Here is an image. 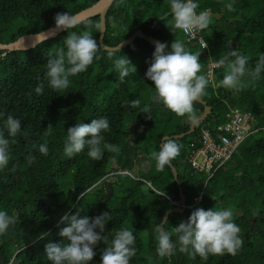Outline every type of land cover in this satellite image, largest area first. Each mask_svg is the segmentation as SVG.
Wrapping results in <instances>:
<instances>
[{"label": "trees", "instance_id": "trees-1", "mask_svg": "<svg viewBox=\"0 0 264 264\" xmlns=\"http://www.w3.org/2000/svg\"><path fill=\"white\" fill-rule=\"evenodd\" d=\"M97 1L0 0V44L43 32L54 26L57 13L76 14ZM226 2L229 0H198L197 12L207 10L211 17L209 27L202 32L207 47L202 48L187 42L181 31L170 30L167 0H113L106 12L102 44L115 47L135 32L151 40L136 37L117 51L136 70L124 82L108 58L110 51L99 48V58L85 72L70 77L67 89H49L43 80L44 64L58 44L62 46L65 31L28 50H0V110L19 119L26 133L18 134L16 143L10 144L9 164L0 170V209L18 217L0 235V264H51L44 245L62 241L57 235L64 227L60 217L77 209L89 217L108 213L106 235L121 227L133 232L137 252L130 264H264V72L254 83L244 78L235 91L219 86L226 68L213 67L211 79L207 77L210 83L199 98L204 104L193 102L195 119L177 116L162 104L153 103L152 82L144 78L154 42L170 45L174 39L181 40L190 52H200L199 74L206 73L209 62L215 63L233 50L247 56L249 66L254 67L258 54L264 53V0H230L232 11L224 7ZM99 24L100 15L96 14L70 31L89 32L98 42ZM41 83L43 92L37 95L34 89ZM137 98L140 106L131 108L129 101ZM146 106L151 118L143 113ZM205 107H209V113L199 122ZM231 109L250 114V134L208 178L193 169L188 154L200 147L201 131L213 132L226 121ZM101 116L108 118L110 126L103 133L104 141L118 151H105L101 160L89 158L87 149L72 158L65 157L62 149L67 128ZM49 124L53 134L45 136ZM165 138L173 139L180 152L159 170L151 154L159 150ZM45 141L49 149L46 156L32 148V144ZM29 155L35 157L31 164ZM142 162L147 163L145 171ZM171 168L176 171V180ZM114 177L117 180L111 184L112 195L103 211L99 204ZM178 185L185 209L167 215L165 230L174 232V227L197 207L231 208L243 239L236 255H209L204 261L199 256L190 259L177 250L168 257L157 256L154 229L174 208L171 201H180ZM41 232L50 235L39 240ZM171 238L175 242L176 236ZM103 248V243L94 248L95 264H99Z\"/></svg>", "mask_w": 264, "mask_h": 264}, {"label": "clouds", "instance_id": "clouds-1", "mask_svg": "<svg viewBox=\"0 0 264 264\" xmlns=\"http://www.w3.org/2000/svg\"><path fill=\"white\" fill-rule=\"evenodd\" d=\"M171 14L170 30H179L191 33L204 30L209 27L211 17L207 10L197 12L198 0H167ZM224 7L232 11L233 3L226 2ZM80 21L75 14L68 12L57 13L54 16L55 31L63 30L67 34L62 38V46L54 49L48 55L44 64L43 80L54 92H60L69 87L70 77L83 73L91 65L94 59H98L100 44L89 32L70 31L75 29ZM42 42V41H41ZM207 47V45H205ZM167 49V50H166ZM117 49L109 52L108 58L118 74L119 80L124 82L130 73H135V67L124 55H117ZM200 52H190L185 44L174 39L169 44L155 42L154 51L150 62L144 72V78L152 82L154 95L153 103L162 104L177 116L188 115L195 119L193 102L202 97L210 83L205 74L201 72L199 60ZM216 65L224 66L226 74L219 81V86L238 91L244 78L249 82L257 81L264 72V53L258 54L254 67L249 66L248 57L238 54L235 50L215 61ZM44 84H38L34 91L37 95L43 92ZM140 99L129 101L131 108H138ZM143 113L149 114V107H145ZM110 130L109 120L101 116L90 119V122H76L65 131L63 139V154L67 158L87 149V156L92 160H101L105 151L117 152L118 148L104 141L103 133ZM18 134L26 135L22 131L20 120L12 114L0 110V170L7 168L11 154L10 144H15ZM53 134V127L49 124L44 129V135ZM41 155L48 154L47 141L32 144ZM180 146L173 140H162L159 150L151 156L156 162V167L163 170L171 160L179 155ZM35 157L29 155L28 163L31 164ZM18 220L15 215L0 209V235L7 232L10 225ZM110 220L108 213H101L93 217L81 214L77 209L71 215H62L57 235L62 238L61 242H48L44 245L45 256L51 264H95L93 257L96 255L94 248L98 243H103L104 248L100 254L99 264H130L136 255V238L131 230L121 227L105 234V224ZM161 222L154 229L155 252L158 257L164 258L172 255L174 251L187 253L190 259L199 256L207 261L209 255H236L243 245L240 235L241 229L233 220L231 208H195L186 220L181 221L174 232L165 230ZM103 234V235H102ZM50 235L49 232H41L37 239L44 240ZM176 236L175 242L172 236ZM177 245L179 247L177 248Z\"/></svg>", "mask_w": 264, "mask_h": 264}, {"label": "built area", "instance_id": "built-area-1", "mask_svg": "<svg viewBox=\"0 0 264 264\" xmlns=\"http://www.w3.org/2000/svg\"><path fill=\"white\" fill-rule=\"evenodd\" d=\"M202 32L203 30H197L191 33H182L187 42H193L205 48ZM215 66H217L216 63L212 62L206 65L205 75L209 79L212 77V70ZM249 122V113L231 109L226 114V121L222 125L216 126L213 132L203 129L200 134V147L188 154V161L193 169L206 173L210 178L219 167L231 158L238 145L250 134ZM119 173L127 174L126 172ZM200 198V196L196 198L194 203H198ZM171 203L175 208H180V201H171Z\"/></svg>", "mask_w": 264, "mask_h": 264}, {"label": "water", "instance_id": "water-1", "mask_svg": "<svg viewBox=\"0 0 264 264\" xmlns=\"http://www.w3.org/2000/svg\"><path fill=\"white\" fill-rule=\"evenodd\" d=\"M112 1L113 0H99L94 5H92V6H90V7H88V8H86V9L75 14L77 16V19L80 22L92 17L93 15H96V14L100 15L99 37H98V44H100V48L103 50H108V51H111L113 49H117V47H119V49H120V48L124 47L125 45H127L129 42H131L136 37L144 38V39L151 41L149 38L144 37L141 33L135 32L132 36H130L128 39L124 40L123 42H121L120 44H118L115 47H107V46H104L102 44V38H103V35L105 32L106 12H107ZM62 32H64V31L63 30L55 31V28L53 26V27L48 28L47 30L40 32L38 34L23 36L14 42H10L7 44H0V50L5 51L6 53L7 52H13V51L28 50L30 48H33L37 44L41 43V41L43 42V41L49 40L51 38H54ZM155 42H157V41H155ZM155 42H154V44H155ZM196 101L204 104V102H202L200 99H197ZM208 113H209V107H205L204 111H203L202 115L199 117L198 121L202 122ZM176 137H181V136H176ZM171 170L173 173V177L176 180L177 179L176 171L174 170V168H171ZM116 180H117V178L114 177L110 181V183L108 184V190L104 193L103 199H102L101 203L99 204V207L102 208L103 211L105 209V207H104L105 203L108 201V199L112 195L111 184ZM178 188H179V195H180V208L174 207L170 211L166 212L165 216L162 219V222L165 221L167 215L170 212H183L185 209L184 195H183L182 191L180 190L179 185H178Z\"/></svg>", "mask_w": 264, "mask_h": 264}, {"label": "rangeland", "instance_id": "rangeland-1", "mask_svg": "<svg viewBox=\"0 0 264 264\" xmlns=\"http://www.w3.org/2000/svg\"><path fill=\"white\" fill-rule=\"evenodd\" d=\"M147 167H148V166H147V163H146V162H142V163H141V169H142V170L145 171V170L147 169ZM124 173H125V172H124ZM132 177H134V176L132 175Z\"/></svg>", "mask_w": 264, "mask_h": 264}]
</instances>
